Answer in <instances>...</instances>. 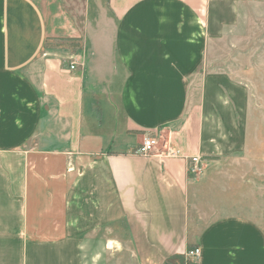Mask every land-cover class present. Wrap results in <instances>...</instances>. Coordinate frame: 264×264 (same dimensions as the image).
<instances>
[{
    "label": "crops",
    "instance_id": "1",
    "mask_svg": "<svg viewBox=\"0 0 264 264\" xmlns=\"http://www.w3.org/2000/svg\"><path fill=\"white\" fill-rule=\"evenodd\" d=\"M250 1L0 0V264H84L104 230L132 264H264L252 219L189 215L192 157L247 148V85L205 66Z\"/></svg>",
    "mask_w": 264,
    "mask_h": 264
},
{
    "label": "rangeland",
    "instance_id": "2",
    "mask_svg": "<svg viewBox=\"0 0 264 264\" xmlns=\"http://www.w3.org/2000/svg\"><path fill=\"white\" fill-rule=\"evenodd\" d=\"M205 70L227 72L247 85V148L210 159L195 170L190 166L191 225L202 228L222 216L242 215L264 230V0L247 2L240 20L211 41ZM119 227L124 231V225ZM107 235L101 231L88 242L84 264H132L127 243L109 241ZM197 261L184 259L183 264Z\"/></svg>",
    "mask_w": 264,
    "mask_h": 264
},
{
    "label": "built area",
    "instance_id": "3",
    "mask_svg": "<svg viewBox=\"0 0 264 264\" xmlns=\"http://www.w3.org/2000/svg\"><path fill=\"white\" fill-rule=\"evenodd\" d=\"M158 145H159V139L157 135L151 132H146L142 138V142L137 152L141 155L147 156L152 154ZM167 153L171 155H176L177 151L172 149V150H168L166 154ZM192 162H193V168L195 170L199 167V164L201 163V158L199 156H194L192 157ZM200 255H201V248L199 246L190 248L187 251L186 260L188 262V260L191 258L199 259Z\"/></svg>",
    "mask_w": 264,
    "mask_h": 264
}]
</instances>
